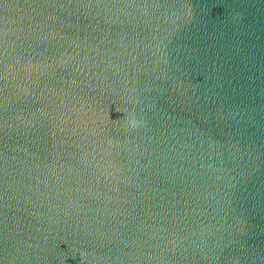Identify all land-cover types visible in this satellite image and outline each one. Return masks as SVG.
<instances>
[{"label": "water", "instance_id": "95a60500", "mask_svg": "<svg viewBox=\"0 0 264 264\" xmlns=\"http://www.w3.org/2000/svg\"><path fill=\"white\" fill-rule=\"evenodd\" d=\"M0 264H264V0H0Z\"/></svg>", "mask_w": 264, "mask_h": 264}]
</instances>
